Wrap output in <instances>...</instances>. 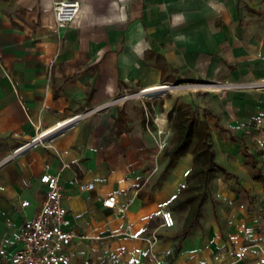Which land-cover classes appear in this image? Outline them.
<instances>
[{
  "label": "crops",
  "instance_id": "0c3cea01",
  "mask_svg": "<svg viewBox=\"0 0 264 264\" xmlns=\"http://www.w3.org/2000/svg\"><path fill=\"white\" fill-rule=\"evenodd\" d=\"M52 1L0 0V159L56 121L124 91L264 78V0H78L77 15L62 26ZM163 96L109 107L56 136L49 147H34L0 166V264L15 253L23 222L43 200L38 178L44 172L58 175L76 233L68 264H156L168 255V264L194 263L201 220L198 216L174 254L190 205L169 206L185 187L193 153L188 149L159 177L172 135L168 112L180 101ZM144 107L160 116L168 131L161 151L145 128ZM193 110L217 141L215 162L234 158L228 164L237 170H226V176L247 188L251 173L264 190L256 178L264 177V162L261 167L256 161L261 150L246 141L251 132L264 138V92L213 94L203 110ZM79 183L93 187L80 191ZM110 195H115L112 208L102 204ZM24 200L28 205L21 207ZM241 206L239 231L231 226L229 233L239 242L233 253L238 258V249L248 243L241 256L264 264V193L258 198L247 193ZM165 208L173 217L186 209L178 233L175 219L173 227L161 226ZM209 224L218 228L216 220ZM244 224L254 227L248 241L242 237ZM153 233L160 239L150 246L144 237Z\"/></svg>",
  "mask_w": 264,
  "mask_h": 264
},
{
  "label": "built area",
  "instance_id": "2783aa9c",
  "mask_svg": "<svg viewBox=\"0 0 264 264\" xmlns=\"http://www.w3.org/2000/svg\"><path fill=\"white\" fill-rule=\"evenodd\" d=\"M51 6L56 24L62 26L70 23L75 18L80 9V2L78 0H54ZM196 85H205V90H207L206 88L208 87H212L215 90L213 92L221 93L228 91L264 92V78L192 82L185 84L162 83L157 86L163 87L155 90H149L150 87H143L135 91H124L102 103L88 107L63 120L56 121L51 127L38 132L31 139L14 148L8 155L0 159V166L34 147H49V142L56 136L86 118L100 113L109 107L122 104L132 99H152L178 88L204 89ZM144 109L145 128L153 134L156 148L158 151H161L165 146L168 131L162 127L163 119L160 116L150 115L145 107ZM38 181L44 190L43 200L35 215L23 222L17 237L19 247L15 253L11 255L7 264L69 263L68 248L75 238L76 233L70 225L67 210L63 204V194L59 177L57 174L44 172L39 176ZM92 187L93 183L78 184L80 191L88 190ZM102 204L105 207H114L115 195H110L103 199ZM26 205H28L27 200L21 201V207H25ZM160 219L162 227L170 228L174 226V217L169 209L165 208L160 211ZM241 228L243 240L248 241L250 236L254 233V227L250 224H244ZM249 249L250 245L248 243L243 244L238 249L237 254L241 256L247 253ZM1 253L2 250H0V254Z\"/></svg>",
  "mask_w": 264,
  "mask_h": 264
},
{
  "label": "rangeland",
  "instance_id": "374dc122",
  "mask_svg": "<svg viewBox=\"0 0 264 264\" xmlns=\"http://www.w3.org/2000/svg\"><path fill=\"white\" fill-rule=\"evenodd\" d=\"M218 93L221 94V92L207 91L205 89L178 88L173 89L170 92H166L164 96H174L176 97V101L178 99L184 100L189 104L191 109L196 108L201 111L203 110L204 105H206L207 102L211 101L213 94ZM261 136L258 137L256 132H251L249 139H247L246 141L249 144H252L254 149L261 150V154L256 156V161L259 166L263 167L264 138H262ZM170 142L171 140L168 141V146ZM210 142L211 150L213 151V160L216 161L217 157L219 156V152L216 146L217 141L212 135H210ZM220 159L221 158H219V160ZM241 160L242 161L240 163H243L244 159ZM230 161H234V158H225V160H223L222 158L220 160V163H222H218L229 172L236 171L237 169L234 170L229 165ZM244 164L246 163L244 162L243 165ZM248 174L249 175L247 176L250 181L249 184H245L247 188H244V186L240 183V179H231V177L226 176L219 169L208 171L206 177L198 176L193 179V183L196 185L195 192H203V203L199 214L201 222H199L196 227L197 232L200 236L201 245L199 255L197 256L193 264H258L257 259L251 258L249 256H239L238 258H236L233 253V248L239 242L236 234H232L233 237L229 235L231 226H233V229L239 231V215L242 209L241 204L245 201V196L247 195V193L255 195L257 198L260 194L264 193V190L261 189L260 185L254 183L251 180V173ZM184 186H186V183L184 184ZM213 209H215V213H213ZM185 212L186 209H183L182 211H174V219L176 224L173 229L176 230L177 233L180 228L179 226L183 221V215ZM214 220H216L218 228L211 230V225L209 224V222L212 223ZM157 224L158 225L155 226H158V228L160 227V229H164L160 226L159 222ZM144 239L149 242L150 246H153L159 241L160 238L158 237L157 233H153L149 237H144ZM174 241L176 242L177 238H175ZM228 243H230L231 249L228 247ZM170 257L171 256L168 255L165 260L159 261L156 264H168L167 261ZM84 264L91 263L87 262Z\"/></svg>",
  "mask_w": 264,
  "mask_h": 264
},
{
  "label": "trees",
  "instance_id": "16d2710c",
  "mask_svg": "<svg viewBox=\"0 0 264 264\" xmlns=\"http://www.w3.org/2000/svg\"><path fill=\"white\" fill-rule=\"evenodd\" d=\"M207 112V110H204V114ZM168 118L172 123L171 145L163 151L167 162L159 177L161 179L165 178L169 170L175 166L177 158L188 149L191 148L193 153V165L186 174V186L180 189L179 198L174 199L169 205L173 210L187 204L190 205L189 211L184 217L181 230L176 235V238H178L174 247V254H176L183 240L197 222L203 203V192H195L196 185L193 183V179L198 176L206 177L207 172L214 169H219L228 176L230 173L213 160L210 132L207 128V123L197 115L195 110L191 109L189 104L181 100L177 101L168 112ZM215 127L225 131L218 124H215ZM232 138L233 136H231ZM256 178L260 180L264 187V177L258 174Z\"/></svg>",
  "mask_w": 264,
  "mask_h": 264
},
{
  "label": "bare ground",
  "instance_id": "6f19581e",
  "mask_svg": "<svg viewBox=\"0 0 264 264\" xmlns=\"http://www.w3.org/2000/svg\"><path fill=\"white\" fill-rule=\"evenodd\" d=\"M198 86V85H197ZM201 87H205V85H200ZM163 86H153V87H150L149 90H155V89H159V88H162ZM205 89V88H204ZM208 91H215L214 88L212 87H208L206 88Z\"/></svg>",
  "mask_w": 264,
  "mask_h": 264
},
{
  "label": "water",
  "instance_id": "95a60500",
  "mask_svg": "<svg viewBox=\"0 0 264 264\" xmlns=\"http://www.w3.org/2000/svg\"><path fill=\"white\" fill-rule=\"evenodd\" d=\"M181 84H185V83H181Z\"/></svg>",
  "mask_w": 264,
  "mask_h": 264
}]
</instances>
